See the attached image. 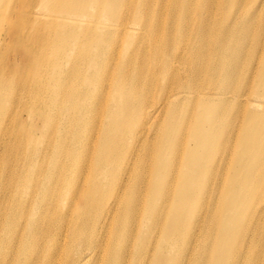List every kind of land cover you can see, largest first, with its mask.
Returning <instances> with one entry per match:
<instances>
[{
	"label": "bare ground",
	"instance_id": "obj_1",
	"mask_svg": "<svg viewBox=\"0 0 264 264\" xmlns=\"http://www.w3.org/2000/svg\"><path fill=\"white\" fill-rule=\"evenodd\" d=\"M257 1L255 24L225 30L203 14L238 0H0L6 262L15 247L10 264H189L192 203L228 177L224 197L241 200L226 210L240 215L217 220L211 254L193 264H264V184L253 181L264 174V41L252 72L261 98L248 104L250 91L233 86L243 41L227 34L245 45L259 34ZM19 92L37 101L24 121L7 107Z\"/></svg>",
	"mask_w": 264,
	"mask_h": 264
},
{
	"label": "rangeland",
	"instance_id": "obj_2",
	"mask_svg": "<svg viewBox=\"0 0 264 264\" xmlns=\"http://www.w3.org/2000/svg\"><path fill=\"white\" fill-rule=\"evenodd\" d=\"M131 3H136L137 0H128ZM217 1V0H216ZM257 0H238V4L235 6L233 2H230V4L228 3L227 5H219V4H214L212 6V11L210 13H205L203 14V16L209 17V18H213L216 22L217 25H220L222 28H224L225 30L228 29V27L232 24L233 21L239 19L240 22H244L242 21V19L244 18V20H246L247 17L251 16V19L249 22L255 24L257 21V17L259 15H257L256 13H254V8L256 7ZM258 2V1H257ZM245 3L247 4L245 6ZM153 5V4H152ZM155 6V5H153ZM199 3H193L192 5V9H194V17L198 18L199 17ZM134 10V8H133ZM157 10L159 11V13H161V15L164 18H168V12H169V5L166 3H163L162 5H159V9L157 8ZM132 11V9H130V12ZM263 11H258L257 13H263ZM129 14V11H128ZM257 16V17H256ZM179 21V17L177 18V22ZM240 29L239 26H237L236 30L238 31ZM259 34L254 35V38H251V35L249 36V38L246 41V45L244 43V39L240 37V34H236L231 31H227V34L229 36L232 37V40L234 41L235 44V39L236 37L240 38V41H243V48L244 51L242 53V55L239 57L238 60V69L237 72L240 76V81H233V86H236L235 83H237L236 88H242L243 90H249L250 94L248 97L249 103L248 104H254L255 102H259L260 100V96H261V91H260V85H259V78L256 77L254 75H252L253 70L255 69V67L257 66V68L261 69L263 66L260 63L259 66L256 65L257 62V58L261 53V49H260V44L263 43L264 41V22L260 23L259 25ZM117 43H118V39H117ZM257 45V51L255 52V54L253 53L254 57L252 59V61H249V59L247 58V60L245 61V57L248 56V50L250 47L252 46H256ZM2 50V49H1ZM0 54H3L2 51H0ZM114 55V53L110 54L109 56ZM121 57V55L119 56V58ZM24 59V57L22 55H19L18 58H16V60H18V62H22ZM259 59V58H258ZM256 60V62H254ZM264 60L263 55L261 57V61L262 62ZM116 72V69H115ZM253 77V78H252ZM262 82L264 83V74L262 75ZM240 84V85H238ZM153 90V89H152ZM18 101V102H17ZM238 103V104H237ZM237 103H235L236 106H240L241 104L237 101ZM37 105V101L36 99L33 100L32 98H30L29 95L23 93V92H19L16 97H15V101L10 102L8 104V109L10 110V114L11 116H16L19 120L24 121L26 120L25 115L23 113L25 109V107H33ZM100 105H101V100H100V104L96 107V114L98 115L99 111H100ZM259 108V107H257ZM256 107H247L248 110H252L255 109L257 110ZM247 109H245V111H247ZM4 122L6 123L9 119V117L7 115H4ZM2 118V119H3ZM239 123L237 122H233V126H235V134H238V138L241 137V132L243 130V125L244 122L242 121L243 124L240 123L239 120H237ZM23 123V122H22ZM26 123V122H25ZM24 124V123H23ZM241 124L242 126L239 127L238 125ZM6 137L3 136L2 133H0V212H4L7 210V205L9 203V183H10V177L7 174H5L4 169L9 167V163H10V157H9V152L10 149L7 146L8 140L6 141L5 139ZM237 138V139H238ZM148 140H151V138H148ZM234 147V152H235V156H243L244 154V150L246 152L245 147L246 146H233ZM151 148H155L151 147ZM261 150L262 146H261ZM262 156L264 158V151L262 153ZM264 162V161H263ZM262 162V163H263ZM262 163L260 166H262ZM243 169H245V167L241 164V162L239 161L236 165L235 168V177L233 178V182H235L237 180L238 177V173L241 172ZM20 170V169H19ZM264 174L257 179H254L253 181L257 183L254 184V186H256V184H258V186H260L263 182L264 184ZM262 181V182H261ZM261 182V183H260ZM204 183H206V179L204 177H202L200 179V184L203 185ZM228 184V177L225 180H221L219 181V188L220 190H222L221 194L215 196L214 198H207V196L205 195H200L198 197V199L196 200V202L192 203V206L190 209H192V212H190L189 214V218L192 220L194 217V220L196 219V221H198V227H196L195 232L193 234L192 239L189 240V244H188V263L189 264H193L194 261V257L200 253L203 252H209L211 254V246H210V242L206 239V234L208 233H215L216 229L220 228V226L216 225L217 220L220 218H223L225 216H227L228 214L230 216H232V221L233 219H235L238 215H240L238 212L232 213L227 211V205L230 204V200L233 201L234 198L237 199V196L232 194V192H229L228 195H232L231 197H227L225 198L224 196L226 195V186ZM7 186V188L4 190L3 187ZM240 198H238L236 201L240 202ZM231 201V202H232ZM204 204L209 205L211 204V206H209V209H204ZM248 204V202H247ZM262 228V225H260V230ZM5 230V224L0 222V263L2 261L6 262V248H5V242H4V236L6 238H8V233ZM259 230V228H258ZM192 234V233H190ZM194 247V248H193ZM193 248V249H191ZM15 247L12 248L10 256L7 258V264H10L13 258V255H15Z\"/></svg>",
	"mask_w": 264,
	"mask_h": 264
}]
</instances>
